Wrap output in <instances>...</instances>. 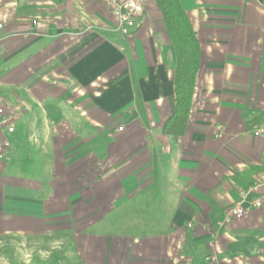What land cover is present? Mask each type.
I'll use <instances>...</instances> for the list:
<instances>
[{
	"label": "crops",
	"instance_id": "crops-1",
	"mask_svg": "<svg viewBox=\"0 0 264 264\" xmlns=\"http://www.w3.org/2000/svg\"><path fill=\"white\" fill-rule=\"evenodd\" d=\"M180 1L199 64L167 135L156 5L123 33L96 0H0V237H54V264H264V0Z\"/></svg>",
	"mask_w": 264,
	"mask_h": 264
},
{
	"label": "trees",
	"instance_id": "trees-1",
	"mask_svg": "<svg viewBox=\"0 0 264 264\" xmlns=\"http://www.w3.org/2000/svg\"><path fill=\"white\" fill-rule=\"evenodd\" d=\"M155 2L174 54L171 75L174 107L170 117L162 125V132L167 135H180L187 127L199 64V44L180 0Z\"/></svg>",
	"mask_w": 264,
	"mask_h": 264
},
{
	"label": "rangeland",
	"instance_id": "rangeland-1",
	"mask_svg": "<svg viewBox=\"0 0 264 264\" xmlns=\"http://www.w3.org/2000/svg\"><path fill=\"white\" fill-rule=\"evenodd\" d=\"M63 239V246L69 244L68 238ZM57 244V243H56ZM68 251V250H67ZM66 264L68 253L61 252ZM54 237L23 239L22 237H0V264H54ZM62 257V256H61Z\"/></svg>",
	"mask_w": 264,
	"mask_h": 264
},
{
	"label": "built area",
	"instance_id": "built-area-1",
	"mask_svg": "<svg viewBox=\"0 0 264 264\" xmlns=\"http://www.w3.org/2000/svg\"><path fill=\"white\" fill-rule=\"evenodd\" d=\"M103 4V6L109 11L113 20L115 21V27L121 32L126 33L128 29L135 26L136 21L143 13L154 7L155 0H96ZM122 127L119 126L118 130ZM9 131H12V127H9ZM255 134H263L264 126H258L255 128ZM7 143L4 142V145ZM264 205V195L255 198L251 201L250 206L260 207ZM250 206H244L238 204L230 210V214L235 216H242L246 211L250 209Z\"/></svg>",
	"mask_w": 264,
	"mask_h": 264
}]
</instances>
